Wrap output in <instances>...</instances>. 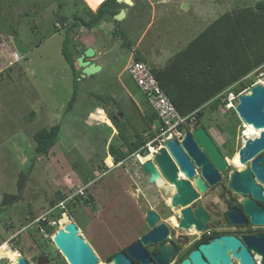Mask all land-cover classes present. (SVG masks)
Instances as JSON below:
<instances>
[{"label": "rangeland", "instance_id": "374dc122", "mask_svg": "<svg viewBox=\"0 0 264 264\" xmlns=\"http://www.w3.org/2000/svg\"><path fill=\"white\" fill-rule=\"evenodd\" d=\"M83 1L91 6L87 0ZM150 1L154 4L153 8L148 7L146 0H136V5L128 6L129 14L137 12L133 34H130L134 35L131 38L133 41L137 33L145 30L150 18L144 42L151 40L157 31L160 21L158 15L154 20L152 9L170 10L175 3L180 6L179 13L174 17L176 21L172 22L175 29L194 23L202 27L210 23L222 8L253 6L259 0H168L161 5H155L157 0ZM183 3L189 7L184 8ZM207 6L211 9L205 12L204 17L203 8L207 10ZM75 10L81 14L85 12L82 1L0 0V204L5 193H17L19 173L28 171L20 197L0 210V246L8 247L4 244L8 241L9 248L22 254L30 264H68L51 239L64 212L69 220L77 223L79 232L97 254L98 262L110 264V255L138 236L143 209L154 202L153 188L149 187L148 175L142 171L136 155L144 157L147 154L135 151L116 164L107 156V165L101 156H106L108 148L99 144L94 162L90 161L91 167L98 172L94 183L87 188L88 197L75 196L64 201L77 188L74 183V180L77 181V105L72 110L67 109L74 77L61 53L67 27L64 25L71 24V14ZM108 19L113 28H117L116 32H120L123 26H127L129 17L120 21L111 16ZM14 28L17 32L13 31ZM83 33L77 27L69 28V49L75 58L76 72L77 43ZM160 39L163 41L166 37ZM126 41H121L127 51L125 58L131 50ZM184 41L182 36L176 47H182ZM131 53L128 55L132 59L136 53ZM121 61H124V56L116 61L115 67ZM255 70L244 77L245 84H264V68ZM229 91L221 97L224 105L219 104L216 109L209 106L204 110L199 125L206 129L215 144L228 159H233L239 169L244 164L239 162L237 152L246 138L243 132L247 124H243L235 112L237 99L230 107L226 104ZM141 105L149 111L146 101ZM39 110L47 116L40 115ZM147 122L151 123L149 117L138 125V132L143 138H146ZM57 123H60V129L50 154L36 155L33 133L41 127ZM82 163L83 173L90 174L88 163ZM106 166L113 169L107 172ZM142 192L148 202L141 201ZM45 226L52 227L50 232ZM7 263L10 262L6 258L0 259V264Z\"/></svg>", "mask_w": 264, "mask_h": 264}, {"label": "trees", "instance_id": "16d2710c", "mask_svg": "<svg viewBox=\"0 0 264 264\" xmlns=\"http://www.w3.org/2000/svg\"><path fill=\"white\" fill-rule=\"evenodd\" d=\"M80 1L85 5V12H72L71 24L64 25L67 27L61 47L63 58L74 77L68 110L72 108L77 95V72L75 58L69 49V28L77 27L78 30L84 27L90 30L103 21H109L108 17L113 18L124 5L116 0H99L95 6H89L95 9L91 10L83 0ZM63 19L66 17L63 16ZM13 31L17 32L15 28ZM134 59L140 58L135 56ZM263 68L264 0H259L253 6H242L221 13L181 50L174 53L164 67L152 72L180 114L185 115L196 110L197 126L207 107L216 109L219 104L224 105L225 101H221V97H224L226 89L239 93L241 89L252 84H245L244 77L255 69ZM101 98L106 100L105 97ZM148 117L152 122L156 116L152 111ZM113 124L117 129L119 143H110L108 152L116 164L135 152L146 142V138L139 134L137 128L128 134L116 120H113ZM150 124H147V131L150 130ZM59 129L60 125L57 123L41 127L33 133L36 155H48L55 145ZM27 172L25 170L19 173L17 193L4 194L0 210L20 197ZM45 228L48 232L52 229L51 226Z\"/></svg>", "mask_w": 264, "mask_h": 264}, {"label": "water", "instance_id": "95a60500", "mask_svg": "<svg viewBox=\"0 0 264 264\" xmlns=\"http://www.w3.org/2000/svg\"><path fill=\"white\" fill-rule=\"evenodd\" d=\"M116 1L126 6L132 5L133 3V0ZM159 1L164 2L167 0ZM126 6L120 8L119 11L113 15L115 20L120 21L125 17ZM183 7L186 8L187 5L183 3ZM94 53V49L89 46L76 57L77 65L81 68V74L83 76H89L101 69L98 63L91 60ZM98 101L103 104L101 98H98ZM235 112L241 121L247 125H251L254 129H259L260 132L257 136L246 138L239 148V162L245 164L249 161V164L241 171L233 172L228 185L234 191L243 195H249L242 200L244 211L249 215L252 222L264 223V211L253 202L254 199L264 200V194L262 193V184H264V152L260 153L264 150V84L255 83L249 87L247 92L239 94ZM180 143L191 155L195 163L201 165V175L209 183H214L218 177L217 170L213 168L212 163L206 162L197 144L203 148V151L208 153L212 162L217 164L222 170L226 168V162L225 158L218 152L216 145L206 129L202 125H197L192 130L185 132ZM173 159L183 174L191 178L194 173L193 167L175 138L167 140L165 145L161 147L152 158H148L141 162V169L148 175V181L150 183H158L160 180V171L175 188L173 194L168 197V202L172 205L181 204L184 206L197 197L198 194L193 190L188 180L177 178V168ZM254 176L259 184L254 183ZM195 183L198 189L204 190L205 184L200 178H196ZM199 212L198 210L197 213ZM234 213V210H231L229 216ZM179 214L181 215L179 220L181 226H188L190 222H194L198 229L202 228V220L194 219L189 213L188 207L182 208ZM145 218L151 230L127 246L126 252L128 256L123 251H118L112 255L110 264H133L131 258L135 260L142 259L143 249L141 248V241L147 239L155 240L159 237L161 230H164V226H154L156 220L155 213L153 211H147ZM259 238H264V236H258V239H256V241H258L254 244V248L262 252L264 250L262 242L264 241ZM51 239L68 264H96L99 261L93 247L79 232V227L73 220H69L62 226H58L53 232ZM237 244L238 243L232 236H221L215 238L208 244L200 245L199 248L205 254L207 262H203L200 259L198 251H193L190 254V258L193 264H230V258L227 255V250L230 248L232 252L239 257L241 264H251L252 260L246 254L243 247L238 252H235ZM170 251L171 248L167 247L155 257L159 264H164ZM146 262H148L147 259ZM262 263L264 264V252ZM7 264L30 263L22 254H19L16 262ZM179 264H189V260L184 259Z\"/></svg>", "mask_w": 264, "mask_h": 264}, {"label": "crops", "instance_id": "0c3cea01", "mask_svg": "<svg viewBox=\"0 0 264 264\" xmlns=\"http://www.w3.org/2000/svg\"><path fill=\"white\" fill-rule=\"evenodd\" d=\"M133 1V4L129 5L130 7L136 5V0ZM146 1L154 6L150 0ZM167 2L168 0L164 2L157 0L155 5H161ZM181 2L182 1H180V4ZM130 7L126 9L124 17L125 19L129 17L126 22L127 26H123L120 32H116L117 28H113V25L108 20L101 22L90 30H83L82 27L80 28V31H84V33L80 35V42L77 43V56H79L85 48L89 46L92 47L95 53L91 60L98 63L101 69L89 76H83L81 74V68L77 65V95L72 108L69 109L72 110L77 105V181L74 180L77 187L86 184L90 186V184L94 183L98 171L91 167L90 161L94 162V156L97 155L96 146L99 144L100 147L103 148L104 146V148L107 149L110 143H119L117 129L113 124V120L120 123V125L131 134L134 132V128L138 129L140 122L143 123L145 121L149 111V114H152V110L149 106V111H146V107L141 105V103L143 104L146 101L143 97L144 95L127 73V65L131 60L128 54L131 55V52L134 51L136 56L146 62L151 70L161 69L174 53L181 50L209 24L197 27L194 23L193 25L189 24L185 27L179 26L180 28L175 29L172 22L176 21L174 17L179 13L180 6L173 3L170 10H152L151 14H154V20L158 15L157 19L160 22L157 24V31L151 40L144 42L146 28L151 22L150 18L145 30L140 34L137 33V38L133 41L131 38L134 35L130 34H133L132 28L137 19V12L133 13L134 15L129 14ZM203 9L202 15L206 17L205 12H209L208 9H211V7L209 8V6H207V10L206 8ZM224 11L227 10L222 8L214 19ZM131 29V33H128V30ZM193 29L197 31H193ZM177 30L180 31V33ZM182 36H184L185 39L184 44L182 47L177 48L176 44ZM161 37H166V39L161 41ZM123 40L124 42L127 40L126 46L129 45L131 47L130 51L127 49L130 53H127L126 58L124 54L127 51L122 46L121 42ZM129 41L133 43V45H131ZM173 46H175V48ZM123 56L124 61H121V64L115 67L116 61ZM101 97H105L106 100L104 101ZM98 98L103 100V104L98 101ZM98 109H101V112L98 113ZM109 113L112 115L109 116ZM39 114L47 116V114L43 113L41 110H39ZM106 118L109 119L110 123L107 122ZM155 123L156 119L151 122L150 126H153ZM49 126L51 125L45 127ZM90 131H94V134L89 133ZM99 140L100 143L98 142ZM107 156L112 159L109 152H106V156L103 157L102 155L101 160L109 165L106 162ZM82 162H86L84 164L88 163L89 166L87 168L90 169V174L83 173L81 166L83 164ZM108 167L106 166L105 170L107 172L113 169L110 168V166ZM66 183L70 186L68 182Z\"/></svg>", "mask_w": 264, "mask_h": 264}, {"label": "flooded vegetation", "instance_id": "af4514ba", "mask_svg": "<svg viewBox=\"0 0 264 264\" xmlns=\"http://www.w3.org/2000/svg\"><path fill=\"white\" fill-rule=\"evenodd\" d=\"M125 6L126 5H124V7ZM128 6L126 7L128 8ZM150 6L152 5L148 3V7ZM243 124L245 123L243 122ZM240 126H242V124H240ZM240 131H242V129H240ZM176 140L183 153L189 159L194 170L191 178H188L183 174L173 159L177 168L176 176L179 179L188 180L191 187L198 195L184 206L181 204L172 205L168 202V197L175 191L173 184L168 181L160 171V180L158 183H150L148 181L149 187L154 189H152L154 202L153 205L149 204L143 209L141 215V230L131 243L151 230V227L148 225L145 218L147 211H153L156 215L154 226L163 225L164 230H161L159 237L155 240L147 239L141 241V248L143 249L142 259L135 260L131 258L132 263L159 264L155 257L167 247H170L171 251L167 255L164 264H179L184 259L189 260V264H193V261L190 258V254L193 251H198L200 259L203 262H207L205 254L199 248L200 245L208 244L215 238L221 236H232L238 243L235 252H238L243 247L246 254L252 260L251 264H263L264 250L262 252L257 251L254 248V244L257 243L258 240L256 241V239H258V236H264V223L252 222L249 215L244 211L242 200L249 195H243L234 191L228 185L231 174L236 171H241L249 164V161L244 164L243 168H236L237 164L233 162V159H228L224 152L213 141L220 155L225 158L226 168L222 170L217 164L212 162L208 153L203 151V148L197 144L198 149L201 151L206 162L212 163L213 168L217 170L218 177L216 181L214 183H209L201 175V165L196 164L191 155L181 145L180 140ZM262 152H264V150L260 153ZM196 178H200L205 184L204 190L198 189L195 183ZM253 181L255 184H259L255 176L253 177ZM262 193L264 194V184H262ZM141 201H149L146 194H143V192L141 193ZM253 202L264 211V200L254 199ZM184 207L189 208V213L194 219L202 220L203 226L201 229H198L194 222H190L188 226H181L179 224L181 217L179 211ZM198 210L200 211L199 213H197ZM231 210H234L235 213L229 216ZM259 239H263L264 241V238ZM131 243L127 244L122 249L113 252L112 255L118 251H123L127 255L126 248ZM262 244L264 246V242H262ZM112 255L109 257L110 261ZM227 255L230 258V264H241L239 257H237L230 248L227 250ZM146 259L148 262H146Z\"/></svg>", "mask_w": 264, "mask_h": 264}, {"label": "built area", "instance_id": "2783aa9c", "mask_svg": "<svg viewBox=\"0 0 264 264\" xmlns=\"http://www.w3.org/2000/svg\"><path fill=\"white\" fill-rule=\"evenodd\" d=\"M126 70L130 78L144 95L147 105L156 116V123L150 126V130L146 132V142L136 150V153L140 152L143 155L151 154L150 158H152V156L165 145L167 140L171 138L181 140L185 132L196 127V110L185 115L180 114L173 102L159 85L151 68L143 60L132 58ZM249 87L250 86L244 87L243 90L237 94H234V92L230 90L228 92L230 97L226 103L228 107L233 105V100L237 99L239 94L247 92ZM227 90L228 89H226V91ZM136 155L137 158L140 156V154ZM139 161L140 163L143 162L140 159ZM88 186L89 184L77 187L71 196L65 197L64 201L75 196L87 198ZM7 242L8 241L4 244L11 248V245L7 244Z\"/></svg>", "mask_w": 264, "mask_h": 264}, {"label": "bare ground", "instance_id": "6f19581e", "mask_svg": "<svg viewBox=\"0 0 264 264\" xmlns=\"http://www.w3.org/2000/svg\"><path fill=\"white\" fill-rule=\"evenodd\" d=\"M99 0H87V2L89 3V5L91 6H95L97 4ZM245 130L243 132V134L245 135V137H254L257 136L260 132V130L258 129H254L251 125H245ZM151 157V154H148L144 157L139 156L138 158L142 161L148 159ZM64 218V219H63ZM63 219V220H62ZM69 221L68 215L64 212L61 216V218L59 219V226H62L63 224L67 223ZM19 256V253L17 251H13L11 250L9 247L5 246V245H1L0 246V259L1 258H6L7 260H9L10 263H14L16 262L17 258ZM98 264H103V263H98Z\"/></svg>", "mask_w": 264, "mask_h": 264}]
</instances>
